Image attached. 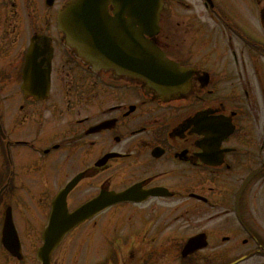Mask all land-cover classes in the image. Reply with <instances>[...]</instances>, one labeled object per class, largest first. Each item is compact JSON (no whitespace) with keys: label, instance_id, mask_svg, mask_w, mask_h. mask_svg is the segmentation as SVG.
<instances>
[{"label":"flooded vegetation","instance_id":"1","mask_svg":"<svg viewBox=\"0 0 264 264\" xmlns=\"http://www.w3.org/2000/svg\"><path fill=\"white\" fill-rule=\"evenodd\" d=\"M69 1L0 0V190L8 185L0 195V264L30 261L3 248L7 212L23 247L33 244L57 193L75 179L71 211L102 192L132 188L134 201L76 229L52 264L88 254L104 238L108 213L135 217L143 236L117 263L97 264H127L133 254L131 264H264V0H163L147 39L195 72L192 90L177 100L78 60L58 25ZM117 11L108 7L111 16ZM31 44L51 65L45 96L23 90ZM217 122L233 130L219 146L206 139ZM254 171L237 208L235 193ZM27 183L40 188L28 200ZM20 214L32 217L25 231ZM193 239L203 249L184 255Z\"/></svg>","mask_w":264,"mask_h":264},{"label":"rangeland","instance_id":"2","mask_svg":"<svg viewBox=\"0 0 264 264\" xmlns=\"http://www.w3.org/2000/svg\"><path fill=\"white\" fill-rule=\"evenodd\" d=\"M257 125L259 124L256 123ZM130 217V214L125 213L112 219L109 213L105 214L100 220V223H104L107 226L104 238L88 246V254L80 257L77 264H97L108 259L117 263L122 256H128L132 241L136 240V242H139L143 236V232L137 229L138 224L135 221V217L133 220H130ZM73 247H76V245H73ZM137 256L131 255V260L127 264H131V261L134 263Z\"/></svg>","mask_w":264,"mask_h":264},{"label":"water","instance_id":"3","mask_svg":"<svg viewBox=\"0 0 264 264\" xmlns=\"http://www.w3.org/2000/svg\"><path fill=\"white\" fill-rule=\"evenodd\" d=\"M138 51H140V49H138ZM91 54V56H87V58L88 59H90V60H96V61H98L99 62V60H101L103 63H104V65H106V66H113L114 67V65H116V63H117V61H116V59H117V56H114V55H105V57L104 56H101V55H96V54H93L92 55V53H90ZM136 58H137V60H141V55H136ZM116 62V63H115ZM140 67H144V64H138ZM171 71V73L170 74H168V75H166L165 77H163V78H161V77H158L157 79L158 80H160V81H166L165 82V86H167V87H169V86H171V82H176L177 80H174L172 77H174L173 76V73L175 74V75H177L178 74V72H172V70H170ZM158 74V73H157ZM152 79L154 80V81H158V80H156L155 79V76H153L152 77Z\"/></svg>","mask_w":264,"mask_h":264}]
</instances>
